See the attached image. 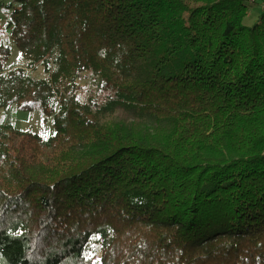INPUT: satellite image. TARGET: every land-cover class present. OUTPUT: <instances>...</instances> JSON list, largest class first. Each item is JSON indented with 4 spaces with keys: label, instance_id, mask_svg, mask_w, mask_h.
<instances>
[{
    "label": "trees",
    "instance_id": "obj_1",
    "mask_svg": "<svg viewBox=\"0 0 264 264\" xmlns=\"http://www.w3.org/2000/svg\"><path fill=\"white\" fill-rule=\"evenodd\" d=\"M242 1L4 6L26 65L0 46V109L54 133L0 121V264H264V9L248 26Z\"/></svg>",
    "mask_w": 264,
    "mask_h": 264
},
{
    "label": "rangeland",
    "instance_id": "obj_2",
    "mask_svg": "<svg viewBox=\"0 0 264 264\" xmlns=\"http://www.w3.org/2000/svg\"><path fill=\"white\" fill-rule=\"evenodd\" d=\"M13 0H0V46L9 47L11 56L5 65V70H11L14 68H25V61L20 57V53L16 45L14 44L10 29L7 28L8 11L4 6L12 3ZM243 4L248 7L249 16L245 19V24L251 26L258 20L259 14L264 9L263 0H250L242 1ZM3 4V6L1 5ZM32 77L41 78L44 77V72L41 66H37L32 71H27ZM87 83V80L82 82ZM0 121L10 124L18 130L32 132L38 134L41 137H48L54 133L52 126V119L45 118L40 110L33 111H19L16 107H11L6 111L0 109Z\"/></svg>",
    "mask_w": 264,
    "mask_h": 264
},
{
    "label": "crops",
    "instance_id": "obj_3",
    "mask_svg": "<svg viewBox=\"0 0 264 264\" xmlns=\"http://www.w3.org/2000/svg\"><path fill=\"white\" fill-rule=\"evenodd\" d=\"M263 1H264V0H263ZM249 13H250V12H249ZM249 13H248V16H249ZM259 15H260V14H259ZM248 16H247V17H248ZM258 17H259V16H258ZM257 19H258V18H257ZM256 21H257V20H256ZM256 21H255V22H256Z\"/></svg>",
    "mask_w": 264,
    "mask_h": 264
},
{
    "label": "built area",
    "instance_id": "obj_4",
    "mask_svg": "<svg viewBox=\"0 0 264 264\" xmlns=\"http://www.w3.org/2000/svg\"><path fill=\"white\" fill-rule=\"evenodd\" d=\"M245 1H250V0H245Z\"/></svg>",
    "mask_w": 264,
    "mask_h": 264
}]
</instances>
